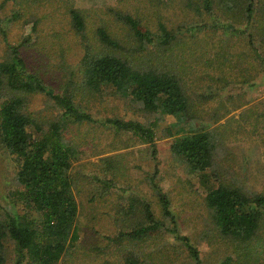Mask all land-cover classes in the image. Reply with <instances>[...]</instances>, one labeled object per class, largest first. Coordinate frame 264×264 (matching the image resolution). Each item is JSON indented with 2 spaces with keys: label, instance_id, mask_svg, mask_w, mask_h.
Returning <instances> with one entry per match:
<instances>
[{
  "label": "trees",
  "instance_id": "16d2710c",
  "mask_svg": "<svg viewBox=\"0 0 264 264\" xmlns=\"http://www.w3.org/2000/svg\"><path fill=\"white\" fill-rule=\"evenodd\" d=\"M86 1L94 3V7H86ZM105 1L0 0V10L11 6L7 14L9 25L33 24L32 31L38 32L43 20H52L60 13L70 27L66 30L53 21L51 31L42 30L43 40L34 43L31 37L19 44H10L6 39L7 54L0 61V146L17 165L18 189L13 209L0 205V264H60L78 244L80 205L74 192L77 178L73 168L80 148L66 138L70 125L92 124L113 129L130 138L133 144L149 145L151 156L157 160L158 123L109 116L98 119L86 112L87 104L109 95L129 101L148 116L162 114L175 118L181 129L187 125L192 128L199 119V111L184 81L182 54L175 48L186 39H194L195 33L202 30L212 36L222 31L226 40L242 38L264 75V0H132L141 2L148 13L156 14L151 18L159 14L154 22L148 18L144 22L140 16L128 12L130 6L123 2L130 0H116L119 6H107L106 11ZM174 4L184 15H194L176 28L172 27L168 13ZM118 7L122 9L117 10ZM133 9L140 15L138 6ZM159 9L161 13L167 12V16L160 14ZM103 13L105 18L100 17ZM95 17L100 18L99 24ZM198 20L196 26L190 25ZM208 20L215 23L209 24ZM9 25L5 29V21L0 20L6 38ZM30 49H34L33 54L38 53L41 61L50 53L61 51V63L66 61L67 50L77 49L80 53L74 66L77 69L66 73L58 90L50 89L47 81L50 65H35L30 59L35 57L27 52ZM222 54L221 50L219 56ZM221 58L229 61V57ZM228 85L229 82L224 88ZM37 95L53 101L61 114L46 132L30 108ZM224 110L229 114V109ZM218 116L214 114L215 122L225 117ZM166 132L174 136L171 125ZM223 141L222 134L206 127L175 138L171 153L186 166L188 173L201 179L206 188L204 201L216 230L239 249L249 251L264 241V193L219 179L217 156ZM121 161L119 156H110L92 165L100 174L122 175ZM159 174L156 165L149 178L156 201L129 197L128 206L117 211L119 217L115 222L120 234L111 241L135 247L147 244L161 232L171 233L188 249L195 264H202L198 249L178 230L172 200L157 181ZM212 177H218L215 185H211ZM101 179L97 176V181L107 187H116L112 181ZM126 226L131 227L120 231ZM11 249L14 257L9 253ZM120 257L121 264H148L133 251H125ZM231 262L228 258L223 264Z\"/></svg>",
  "mask_w": 264,
  "mask_h": 264
},
{
  "label": "rangeland",
  "instance_id": "374dc122",
  "mask_svg": "<svg viewBox=\"0 0 264 264\" xmlns=\"http://www.w3.org/2000/svg\"><path fill=\"white\" fill-rule=\"evenodd\" d=\"M123 3L130 6L128 12L134 16H140L144 22L146 18L154 22L159 16L157 14L155 18H151L155 13L150 14L145 11L141 2L130 0ZM84 5L94 7L91 1H86ZM107 6L116 7L119 4L116 0H106L105 11ZM135 6L140 8V15L133 9ZM118 8L117 10L122 9ZM10 9L9 5L4 11L0 10V20L5 21V29L10 22V15H7ZM168 13L175 25L172 26L173 28L194 17L193 14L184 15L177 4L170 7ZM160 14L167 16V12L164 11L162 13L160 11ZM101 16L105 18L104 13ZM64 19L62 14L56 13L54 19L43 20L42 25L38 27V32L32 31L33 24L24 26L22 22L11 23L8 26L7 38L0 29V61L7 54L6 39L10 44H19L28 37L32 38L33 43L43 40L42 30L51 31L53 21H56L61 28L70 29ZM99 19L95 17L97 24L100 23ZM197 22L200 20L190 25L196 26L194 23ZM208 23L214 24L215 21L208 20ZM62 31L65 32V30ZM51 33L54 35V32ZM195 35H192L194 39H186L185 43L178 46L179 48H175L177 53L182 54L183 60L180 64L186 68H183L184 81L199 111V119L195 121L192 128L189 125L183 129L177 127L173 117L162 114L148 116L129 101L109 95L95 99L87 104L88 111L85 110L98 119L109 116L145 124L158 123L156 161L153 155L151 156L149 145L133 144L130 138L117 134L113 129L92 124L70 125L66 138L80 148L78 161L74 163L73 168L77 178L74 192L80 205L78 221L80 240L60 264H121L119 258L125 251L137 253L148 264L159 262L161 264H195L189 256L188 249L171 233L161 232L162 235L152 237L153 239L151 238L147 244L140 243L135 247L120 246L111 241L120 234L115 222L119 217L117 211L119 208L128 206L129 197L139 196L156 201L149 185V178L154 174L156 165L160 169L157 181L172 200V210L179 221L178 230L181 236L189 238L198 249L202 264H223L228 258L232 259L231 264H264V241L260 247L243 251V247L240 250L237 244L220 235L206 207L204 201L206 188L201 179L195 174L188 173L186 166L171 153V144L175 138L206 127L215 130L216 134H222L224 137L223 146L217 156L219 179L226 183H235L250 191L264 193L263 72L242 38L228 37L226 40L227 35L226 33L222 35V31H218L215 36L208 34L205 30L198 31ZM34 49L27 51L35 57L30 58L31 61L35 62V65H50L47 81L50 89L52 87L58 90L61 82L63 83L66 79V73L72 69L76 71L77 67L74 69V66L79 60L80 53L77 49L67 50L66 61L61 63L59 61L61 51L52 52L41 61L38 53L33 54ZM221 50L223 54L219 56ZM222 56L225 59L229 57V61L224 62ZM228 82V87L224 88ZM229 97H233L232 100L228 101ZM30 108L34 117L44 128L43 132L48 131L49 126L57 122L61 115L54 102L43 95L33 97ZM225 108L229 109V114L225 113ZM214 114L225 117L220 122H215ZM169 125H171L173 137L166 132ZM110 156L121 158L124 165L123 177L113 173L100 174L93 167L92 164L98 163L101 158ZM16 171L17 165L0 146V205L8 210L13 209L17 199ZM97 176H100L103 181H112L116 187H107L97 181ZM217 178H211V185L217 183ZM138 216L141 217V215ZM130 227H121L120 231ZM9 253L11 257H14L12 249Z\"/></svg>",
  "mask_w": 264,
  "mask_h": 264
}]
</instances>
